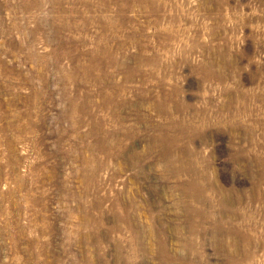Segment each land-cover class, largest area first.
<instances>
[{"label":"rangeland","instance_id":"rangeland-1","mask_svg":"<svg viewBox=\"0 0 264 264\" xmlns=\"http://www.w3.org/2000/svg\"><path fill=\"white\" fill-rule=\"evenodd\" d=\"M0 264H264V0H0Z\"/></svg>","mask_w":264,"mask_h":264}]
</instances>
